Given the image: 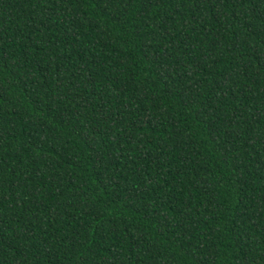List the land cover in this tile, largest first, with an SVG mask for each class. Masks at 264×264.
Returning <instances> with one entry per match:
<instances>
[{
    "label": "trees",
    "instance_id": "16d2710c",
    "mask_svg": "<svg viewBox=\"0 0 264 264\" xmlns=\"http://www.w3.org/2000/svg\"><path fill=\"white\" fill-rule=\"evenodd\" d=\"M0 264H264V0H0Z\"/></svg>",
    "mask_w": 264,
    "mask_h": 264
}]
</instances>
